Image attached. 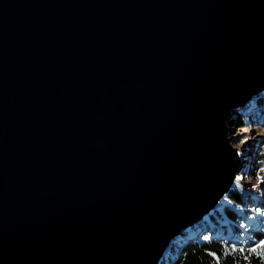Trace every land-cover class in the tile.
Returning <instances> with one entry per match:
<instances>
[{"label":"water","instance_id":"water-1","mask_svg":"<svg viewBox=\"0 0 264 264\" xmlns=\"http://www.w3.org/2000/svg\"><path fill=\"white\" fill-rule=\"evenodd\" d=\"M262 94L264 0H0V264H163Z\"/></svg>","mask_w":264,"mask_h":264},{"label":"rangeland","instance_id":"rangeland-1","mask_svg":"<svg viewBox=\"0 0 264 264\" xmlns=\"http://www.w3.org/2000/svg\"><path fill=\"white\" fill-rule=\"evenodd\" d=\"M254 101H257L258 103H256L252 107L247 108L245 111L243 109L240 114V116L245 119L246 122H248V126L244 127V130L246 131L248 137L250 138L249 140H251L253 145H251V147H249L244 154H241V156L245 160V163L241 168L240 172L237 174V178L239 179V182L245 191L244 197L246 198V201L248 203L244 206L238 204V206H235L242 215V219L236 222L238 229L235 230L231 223H227L226 225H224V221L221 220L218 214L216 213L217 209L221 210L219 208L220 206H218L211 214L206 217L204 221V223H206L205 227L201 229L205 230L206 227L210 226V224L213 223H217V226H219L218 224H220L224 227L222 233L228 232L227 236H224L223 239H231V241L234 243H253L255 239L251 237L255 231L264 233V215H260L258 212L255 211L258 208H264V182H261L258 179V176H264V172H258L259 168L264 167V164L261 163L262 161H264V149H260L264 145V135L258 137L257 135H255L258 129L257 121H260L262 117L261 115L264 111V94L259 96ZM231 119L234 122V124L231 125L232 129H243L238 123V114L235 117L232 115ZM262 129L264 130V128ZM229 136H232V134H229ZM239 138L236 141H231L233 146L236 147L235 143L241 139ZM253 184H255L256 186L253 187ZM223 201L226 204L234 206L233 203L226 199ZM251 217H253L254 219L250 220ZM213 218H216V220H214ZM242 224L245 227L242 228ZM214 229H216V227H214ZM232 229L234 230V232H232ZM209 231L210 230H207L206 232L208 233ZM200 234L203 233L201 232ZM181 237L182 235L175 238V240L173 241L175 248L178 246L179 243L182 244L184 242ZM172 252L173 251L167 252L168 256L164 259L166 264L170 263L171 258L175 253Z\"/></svg>","mask_w":264,"mask_h":264},{"label":"trees","instance_id":"trees-1","mask_svg":"<svg viewBox=\"0 0 264 264\" xmlns=\"http://www.w3.org/2000/svg\"><path fill=\"white\" fill-rule=\"evenodd\" d=\"M264 110V109H263ZM261 124L264 127V111L262 113ZM240 125H245V119H240L238 121ZM245 191L241 186L239 179L236 177V180L233 184L231 192L224 198L231 203L238 205H246L247 201L244 197ZM219 209H217V214L221 220H223L224 225L231 223L234 229L237 230L236 222L242 219V215L238 209L233 206L226 204L224 201H221L219 204ZM216 220V218H213ZM206 223L201 225V229L205 227ZM232 232L234 230L232 229ZM251 238H254L255 242L253 243H236L239 247L243 246L245 251L240 252L237 250H232L231 245L234 243L231 239H220L212 238L209 241L199 239L195 236L184 240L182 244H178L175 248L173 245L171 251L175 252L169 264H264V258L257 256L255 253L251 252V247L258 243L260 239H264V233L255 231ZM227 245V247H225ZM172 252V253H173ZM215 252L219 257L217 261L216 257L212 256L210 253Z\"/></svg>","mask_w":264,"mask_h":264},{"label":"built area","instance_id":"built-area-1","mask_svg":"<svg viewBox=\"0 0 264 264\" xmlns=\"http://www.w3.org/2000/svg\"><path fill=\"white\" fill-rule=\"evenodd\" d=\"M255 99H253V100H251V101H249L248 103H247V105L243 108L244 109V111L247 109V108H249V107H252L253 105H255L256 103H258L257 101L255 102L254 101ZM243 109H241L240 111H238V112H234L233 113V116L235 117L237 114L239 115V120L240 119H243L241 116H240V114H241V111L243 110ZM263 115V114H262ZM261 115V116H262ZM261 119H262V117H261ZM261 119H260V121H257L258 122V125H257V128H264L263 127V125L260 123L261 122ZM238 120V121H239ZM246 126H248V124H245V125H240V127L241 128H243L244 129V127H246ZM234 204V206H238L237 204H235V203H233ZM248 204V203H247ZM204 222H202L201 224H199L198 226H196V227H193V228H191V229H189V231H187V232H183L182 233V239L183 240H187L188 238H190V237H193V236H195V237H197V238H199V239H202V240H206V241H209L210 239H212V238H220V239H223V237L224 236H227V233L228 232H224V233H222V231L224 230L223 228V226L222 225H220V224H218L219 226H217L216 224L217 223H213V224H210V226H208V227H206V229L207 230H210L208 233L206 232L207 230L205 229V230H201V225L203 224ZM214 227H216V229H214ZM221 227V228H220ZM196 229H197V231H196ZM203 233V234H200V233ZM206 232V233H205ZM207 234V235H206ZM200 235V236H199ZM205 237H208V239H205ZM163 264H166L165 263V261H164V263Z\"/></svg>","mask_w":264,"mask_h":264},{"label":"bare ground","instance_id":"bare-ground-1","mask_svg":"<svg viewBox=\"0 0 264 264\" xmlns=\"http://www.w3.org/2000/svg\"><path fill=\"white\" fill-rule=\"evenodd\" d=\"M232 124H234L232 119L227 121V125H228L229 129H231V132H229V134H232V136H229V137L231 138V141H236L239 137L241 138V139L239 138L240 140L237 141L235 143V145H236V148L238 149L239 153L244 154L247 151V149L249 147H251V145H253V144H252L251 140H249L250 138L248 137V135L244 129L234 130V128L233 129L231 128ZM255 135H257V137L264 135V130L261 128H258ZM231 144H232V142H231ZM260 149H264V145ZM251 219H254V218L251 217L250 220Z\"/></svg>","mask_w":264,"mask_h":264},{"label":"snow or ice","instance_id":"snow-or-ice-1","mask_svg":"<svg viewBox=\"0 0 264 264\" xmlns=\"http://www.w3.org/2000/svg\"><path fill=\"white\" fill-rule=\"evenodd\" d=\"M262 164H264V161L261 162ZM258 172H264V167H261L258 169ZM258 179L261 182H264V176H258ZM253 187H255L256 185L253 184ZM256 212H258L260 215H264V208H258L255 210ZM241 227H245L243 224L241 225ZM205 239H208V237H205ZM225 247H227V245H225ZM232 250H237L238 246L237 244L233 243L231 245ZM240 252H244L245 249L243 246L239 247L238 249ZM251 252L255 253L257 256L264 258V239H260L258 241V243L254 244L251 249ZM212 256L216 257L217 261H219V257L217 256V254L215 252L210 253Z\"/></svg>","mask_w":264,"mask_h":264}]
</instances>
